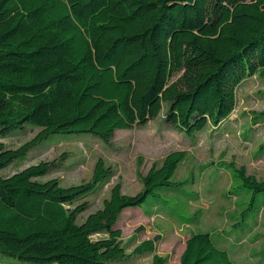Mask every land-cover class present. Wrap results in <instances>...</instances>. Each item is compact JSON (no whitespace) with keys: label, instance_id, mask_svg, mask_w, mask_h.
I'll use <instances>...</instances> for the list:
<instances>
[{"label":"trees","instance_id":"obj_1","mask_svg":"<svg viewBox=\"0 0 264 264\" xmlns=\"http://www.w3.org/2000/svg\"><path fill=\"white\" fill-rule=\"evenodd\" d=\"M254 75L264 78V0H0V137L26 125L40 129L18 148L0 141V254L31 264L123 261L116 222L156 189L182 184L172 177L184 151L153 165L133 195L117 183L82 220V200L111 174L101 160L90 180L67 187L40 180L54 162L1 171L50 135L91 134L107 143L164 106L167 124L193 137L230 117L237 89ZM223 166L241 187L264 192V177L234 162ZM180 264L234 262L209 233L194 232Z\"/></svg>","mask_w":264,"mask_h":264},{"label":"rangeland","instance_id":"obj_2","mask_svg":"<svg viewBox=\"0 0 264 264\" xmlns=\"http://www.w3.org/2000/svg\"><path fill=\"white\" fill-rule=\"evenodd\" d=\"M165 109L144 125L116 131L107 143L91 134L50 135L2 170V175L54 162L56 166L40 180L56 178L67 187L90 180L101 160L111 174L82 200L88 204L82 220L102 208L117 183L123 194L133 195L141 190L140 178L153 165L159 166L169 152L184 151L186 157L172 177L182 184L156 189L157 196L150 195L141 207L122 213L116 224L122 231L124 260L108 264H153L154 259L180 264L185 241L194 232L209 233L234 264H264V192L253 194L241 187L223 166L234 162L244 166L247 174L264 177V117L253 122L264 111V78H247L237 89L230 117L218 126L208 124L190 138L167 124ZM39 130L26 125L0 141L18 148ZM0 264L31 263L0 254Z\"/></svg>","mask_w":264,"mask_h":264},{"label":"crops","instance_id":"obj_3","mask_svg":"<svg viewBox=\"0 0 264 264\" xmlns=\"http://www.w3.org/2000/svg\"><path fill=\"white\" fill-rule=\"evenodd\" d=\"M188 237H189V236H188ZM188 237H187V238H188ZM184 247H185V246H184Z\"/></svg>","mask_w":264,"mask_h":264}]
</instances>
